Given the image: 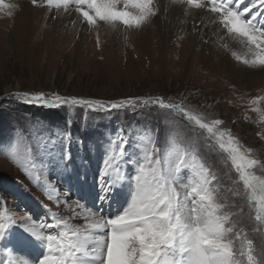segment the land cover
I'll use <instances>...</instances> for the list:
<instances>
[{
    "label": "rangeland",
    "instance_id": "1",
    "mask_svg": "<svg viewBox=\"0 0 264 264\" xmlns=\"http://www.w3.org/2000/svg\"><path fill=\"white\" fill-rule=\"evenodd\" d=\"M124 29L127 35L119 45L105 44L101 37L93 36L81 41L83 47H69L63 52L51 46L49 50L35 49L30 44L33 37L26 46L11 48L2 44L0 36V212L6 221L18 222L10 224L0 240L2 264L9 263L4 254L9 252V244L21 242V235H31L19 223L21 219L29 226L38 224V217L24 201L25 194L82 231L88 221L73 203H82L88 209L95 205L97 212L111 215L109 207L121 198L116 194L119 149L123 145L124 172L135 187L134 176L145 164V154L153 141L156 150L152 161L159 163L147 164V176L153 168L167 171L173 167L177 150L187 153L186 159L211 165L217 177L212 186L218 199L239 201L244 208L237 225L240 235L234 240L236 248L246 246L249 239L257 250L264 247V234L259 230L262 226L255 221L260 194L249 196L227 153L215 141L211 149L204 143L206 131L151 103L162 96L168 102L202 111L210 119L223 120L221 130L232 134L246 159L258 161L250 172L259 183L264 180V103L253 105L252 101L264 98V82L245 81L238 76L235 85L231 84L224 73L203 71L197 60V46L185 54L176 42L167 49L154 43L152 33L156 28L144 35L145 41L129 35L138 29ZM90 31L87 28L83 35L87 37ZM6 32L13 40L9 43L16 44L14 31ZM205 68L213 70V64L207 63ZM39 92H44L48 100L59 94L98 100L105 105L133 98L149 103L118 110L80 105L49 108L30 101L29 97ZM48 110L57 115L43 116ZM193 144L198 145L195 150L190 147ZM66 151L71 154L67 161ZM193 176L191 168L182 167L177 173L181 197L190 190ZM101 179L114 185L110 191L102 190ZM9 184L15 186V191ZM33 238L47 252L45 241ZM15 254V261L21 262L22 257L31 260L21 248ZM82 260V264H92Z\"/></svg>",
    "mask_w": 264,
    "mask_h": 264
},
{
    "label": "snow or ice",
    "instance_id": "2",
    "mask_svg": "<svg viewBox=\"0 0 264 264\" xmlns=\"http://www.w3.org/2000/svg\"><path fill=\"white\" fill-rule=\"evenodd\" d=\"M173 3L180 7L182 13L196 10L192 13L194 16L208 15L224 32L246 38V44L254 46L250 51L258 49L260 54L254 55L251 60L244 59L242 63L252 69L264 70V0H250V3L249 0L247 3L245 0H173ZM31 4L44 8L53 17L61 10L75 11L88 30L99 27L100 22L112 28L140 29L161 14L155 0H31ZM5 8L11 15L16 5L0 0V9ZM29 99L49 108L80 105L104 110L136 108L149 103L148 100L135 102L133 98L105 105L98 100L59 94H54V100H48L44 92ZM258 102L264 103V98L253 100L252 104ZM151 103L159 109L169 110V115L175 114L206 131L208 135L204 143L211 149L215 141L227 153L243 186L253 194H260L255 221L262 226L259 230L264 234V180L257 183L250 172L258 161L246 159L232 134L221 130L224 121L210 119L202 111L168 102L162 96ZM226 136L228 140H225ZM190 147L195 150L198 145ZM155 150L153 141L151 150L145 154V164L139 166L134 176L135 190L131 203L122 214H97L89 209L85 217L88 222L82 231L79 228L69 229L66 223L61 227V220L51 210L52 222L43 226L46 230H40L39 225L29 226L22 218L19 223L25 230L45 241L47 252L40 264H78L81 254L93 258L98 264H264V247L257 250L252 240L249 239L246 246L236 248L234 240L240 235L237 225L244 208L239 201L227 203L218 199L212 186L217 177L211 165L186 159L187 153L177 150L173 167L167 171L153 168L151 176H147V164L159 163L152 161ZM70 157V152L66 151L65 161ZM182 167L191 168L194 173L190 190L183 197L177 188V173ZM100 184L105 192L114 186L102 179ZM234 195L240 196L241 193L234 192ZM104 199L101 196V200ZM76 207L83 209L85 205L77 202ZM16 223V219L6 221L5 214L0 212V240H3L10 224ZM49 229L52 231H47ZM9 264L12 262L9 261Z\"/></svg>",
    "mask_w": 264,
    "mask_h": 264
},
{
    "label": "bare ground",
    "instance_id": "3",
    "mask_svg": "<svg viewBox=\"0 0 264 264\" xmlns=\"http://www.w3.org/2000/svg\"><path fill=\"white\" fill-rule=\"evenodd\" d=\"M4 3L16 5L11 15H8L9 9H0V36L3 37V39L1 38L3 43H1H6L11 48L26 46L30 42L29 39L33 37V41L30 44L35 49L40 50L47 47V50H49L51 46L63 52L69 47H73V49L83 47L81 41L90 39L93 36H96V38L101 37L105 44L116 43L119 45L127 35V31L123 27L112 28L100 22V26L92 28L86 37L83 33H85L88 26L82 21L80 14L75 11L63 12L61 10L60 14L53 17L44 8L33 7L31 0H4ZM155 3L159 6L161 14H158L152 23L142 26L137 32H133L134 34L130 33L131 37L136 35L134 37H138V40L140 38L145 41L144 35H147L150 29L156 28L152 33V37L154 43H157L160 47L162 45L161 48L167 49L174 45L173 42H176L179 49H182V52L186 54L192 46H197L199 50L197 60L203 66L204 72H212L214 75L224 73L226 80L231 84H234V80L236 82L238 76L245 81L264 82V70L259 68L252 69L242 63L244 59L251 60L254 55L258 56L260 54L258 49L250 51V49H254V46L247 45L246 38L224 32L217 27L216 22L211 20L208 15L194 16L192 13L196 10H188L187 13H182L180 7L175 5L173 0H155ZM201 20H203L202 25ZM196 25L201 26L195 28ZM6 30L14 31L13 34L17 37L16 44L9 43L10 41L13 42V40L11 37H7L8 33ZM7 38L10 40H7ZM130 38L127 39L130 40ZM179 42L182 44L179 45ZM173 48L175 47L173 46ZM237 57H239V60H237ZM207 63L213 64V70L209 71L205 68ZM116 179V194L121 197V203L126 201L125 211L131 203L135 187L132 186L133 180L125 175L122 150L119 153ZM9 186L15 191L14 185L9 184ZM52 195H57V192H52ZM24 200L32 208L35 217H38L37 225L40 226V230H46L43 226L52 222L50 211L43 209L30 195H25ZM73 206H76V204L73 203ZM76 208L82 210L87 216L88 208ZM90 209L93 212H97L96 206H92ZM57 217L61 220V227L66 223L69 229H75L58 214ZM47 231L52 230L49 229ZM18 248L33 257H37L38 262L46 255V251L41 248L32 235L24 234L21 235V242L9 244V252L4 253L6 254V259L11 261L12 264H22L21 262L23 261L26 264H35L31 261L33 259L27 260L24 257L21 258V262L15 261V252ZM82 259L88 260L92 264H98L97 261H94L93 258L86 254L79 256L78 264L83 263Z\"/></svg>",
    "mask_w": 264,
    "mask_h": 264
},
{
    "label": "trees",
    "instance_id": "4",
    "mask_svg": "<svg viewBox=\"0 0 264 264\" xmlns=\"http://www.w3.org/2000/svg\"><path fill=\"white\" fill-rule=\"evenodd\" d=\"M182 103V102H181ZM55 115L56 114V112L55 111H52V110H48L47 112H44L43 113V116H45V117H50L51 115ZM57 115V114H56Z\"/></svg>",
    "mask_w": 264,
    "mask_h": 264
}]
</instances>
